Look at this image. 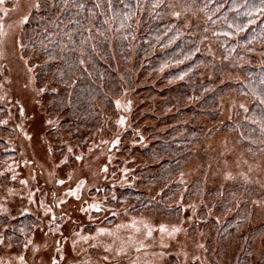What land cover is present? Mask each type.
<instances>
[{"label": "rangeland", "instance_id": "1", "mask_svg": "<svg viewBox=\"0 0 264 264\" xmlns=\"http://www.w3.org/2000/svg\"><path fill=\"white\" fill-rule=\"evenodd\" d=\"M38 1L0 0V264H224L241 253L262 263L264 152L248 156L225 130L248 99L229 91L217 119H202L209 133L170 181L181 187L166 205L176 212L117 205L125 188L159 201L161 189L144 184L146 164L135 151L151 142L146 127L155 125L140 122L142 101L126 89L89 139L56 132L61 118L46 112V88L21 42ZM242 216L234 234L211 239V224L229 228L227 220Z\"/></svg>", "mask_w": 264, "mask_h": 264}, {"label": "trees", "instance_id": "2", "mask_svg": "<svg viewBox=\"0 0 264 264\" xmlns=\"http://www.w3.org/2000/svg\"><path fill=\"white\" fill-rule=\"evenodd\" d=\"M21 42L37 86L46 88V112L61 118L57 133L87 140L124 90L142 101L136 114L155 127H146L151 142L135 151L146 164L144 184L161 193L156 201L117 189V205L176 212L166 205L181 187L170 181L209 133L202 119H217L218 99L229 91L249 107L225 130L248 156L264 152V0H39ZM225 75L237 80L222 82ZM243 218L227 220L229 228L211 224V239L221 243ZM224 264L248 262L241 253Z\"/></svg>", "mask_w": 264, "mask_h": 264}]
</instances>
